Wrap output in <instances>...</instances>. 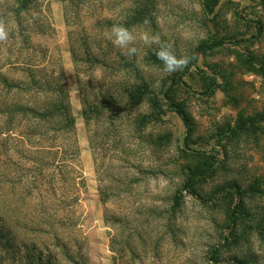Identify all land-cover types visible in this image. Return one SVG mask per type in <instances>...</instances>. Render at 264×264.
<instances>
[{
	"label": "rangeland",
	"instance_id": "374dc122",
	"mask_svg": "<svg viewBox=\"0 0 264 264\" xmlns=\"http://www.w3.org/2000/svg\"><path fill=\"white\" fill-rule=\"evenodd\" d=\"M14 6L0 0V74L24 88L0 78V110L59 98L75 122L0 112V264H264V0ZM116 22L190 63L167 74L139 39L124 56ZM234 182L242 197L220 190Z\"/></svg>",
	"mask_w": 264,
	"mask_h": 264
},
{
	"label": "trees",
	"instance_id": "16d2710c",
	"mask_svg": "<svg viewBox=\"0 0 264 264\" xmlns=\"http://www.w3.org/2000/svg\"><path fill=\"white\" fill-rule=\"evenodd\" d=\"M34 0H16V6H14V8L12 9L14 12H18L21 13L23 11H26L31 3ZM222 44L221 41H216L213 40L211 42H206L204 44H201L199 46V48L197 49V51L193 54V60L196 61V59L198 58V54L202 53L203 51H207L210 49H214L217 46H220ZM151 57L153 58H157L155 55V52H151ZM205 72V70L203 71ZM180 80H182V78L180 76H178ZM0 78H1V82L7 87V88H24L22 85L20 86V84H18L17 82H10V80H8V77L4 76L3 74H0ZM214 81V80H212ZM45 85H43V82L41 80H34L32 88L35 89H45L47 91H51L52 93H58L59 92V88H55L52 87V85L48 82H45ZM54 85V84H53ZM142 85H145V83H143ZM163 94L165 97H168L171 102H169L171 108L176 111L184 120L185 124L187 126H189L190 124V117L187 115L185 109L182 107V105L180 103L174 102L173 99L171 98L168 90H164ZM59 99V98H58ZM58 99H47L44 100V102H42V105L37 107V106H29V105H24L21 103H3L1 104V110L0 112L3 113H7V114H29L32 117L37 118L38 120H48L49 118H55L56 121L55 123L60 125V127L65 128V127H69L70 130L73 127V124L75 122V119L73 118L70 109L67 108V106H65L64 103L58 101ZM206 166H202L199 169H197L196 171H194L193 175L196 177L198 175H200L201 173H203L206 170V167L209 166H213V162L212 161H208L205 164ZM229 188L234 189V191L239 195V197H242V191L240 188V184L238 182H234V183H230L228 185L224 184L222 186H220V190L221 191H225ZM237 208H235V210H233V213L231 214V218L230 220L234 223L236 218H235V214L236 211L239 210L240 205L236 206ZM4 219H2V216L0 215V225ZM2 226H0V240L5 238L6 236V232L4 230H1ZM33 248H31L30 250H33ZM31 257H33V259H31V262H42V256L40 255V253L38 255H34V254H30ZM29 255V257H30ZM28 256V255H27Z\"/></svg>",
	"mask_w": 264,
	"mask_h": 264
},
{
	"label": "clouds",
	"instance_id": "9594fccd",
	"mask_svg": "<svg viewBox=\"0 0 264 264\" xmlns=\"http://www.w3.org/2000/svg\"><path fill=\"white\" fill-rule=\"evenodd\" d=\"M7 36L5 24L0 22V41L6 40ZM108 38L124 56L129 58L139 55L140 49L136 46L138 39L145 46H156L155 55L162 62L163 71L167 74L182 71L190 63V56L187 54L178 56L166 42L162 41L160 33L141 32L138 34L124 24L116 22L113 23Z\"/></svg>",
	"mask_w": 264,
	"mask_h": 264
}]
</instances>
